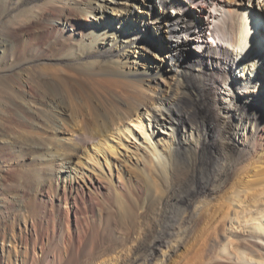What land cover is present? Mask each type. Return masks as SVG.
<instances>
[{"label":"bare ground","instance_id":"obj_1","mask_svg":"<svg viewBox=\"0 0 264 264\" xmlns=\"http://www.w3.org/2000/svg\"><path fill=\"white\" fill-rule=\"evenodd\" d=\"M157 2L0 0V264H264V0Z\"/></svg>","mask_w":264,"mask_h":264},{"label":"rangeland","instance_id":"obj_2","mask_svg":"<svg viewBox=\"0 0 264 264\" xmlns=\"http://www.w3.org/2000/svg\"><path fill=\"white\" fill-rule=\"evenodd\" d=\"M145 1V5L148 8H154V10L156 12L160 11V6L159 3L157 2V0H143ZM151 6V7H150ZM138 8H135V12L134 13H139L137 11ZM192 13H200V10L198 9H190ZM108 14L111 15V17H114V13L111 12V10H108ZM171 11V8H169V13ZM112 13V14H111ZM189 13V11L187 12ZM117 28H118V23L117 21H115L114 23ZM129 33V32H128ZM128 33L126 32H122L120 33V36L123 38L125 36L128 35ZM131 33H133L135 36H137V39L139 41H141V43L139 42V44L141 45H146V43L148 45L151 46V50L149 48H146V51H144L142 49V47H139V49H141V53H136L137 54V59H136V65L143 70V72H145V74L154 69L156 67V65H158V63H162V65L164 64L163 60H161L163 58V54L167 52L168 47H166V45L164 44V39L162 38L163 36H165V33L163 31V29H157L155 26L153 25H148L146 28H144L142 31H138V30H131ZM137 33V35H136ZM166 50V51H165ZM256 70H253L251 74H249V77H255L256 76H261L264 77V56L260 53L256 54ZM155 56V57H154ZM131 60L134 59V57L131 55ZM166 64V63H165ZM149 68V69H148ZM261 68V69H260ZM147 75V74H146ZM163 77H160L159 80H162ZM166 82H169L170 79L169 78H165ZM163 82V83H162ZM161 84L164 86L168 83H166L165 81H162ZM65 84H68V82H65ZM68 88L71 95V97L73 99L78 98V90L77 87L74 84H68ZM70 109V108H69ZM67 109V113L64 114H60V116L65 119L67 122H72L71 120V111ZM45 112H47V114H51V112L49 110H46ZM70 119V120H69ZM63 130V134H65L67 137H69V133H68V129L66 128H62ZM65 130V131H64ZM20 226H14L13 230L14 232H16L17 230H19Z\"/></svg>","mask_w":264,"mask_h":264}]
</instances>
